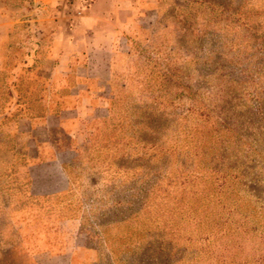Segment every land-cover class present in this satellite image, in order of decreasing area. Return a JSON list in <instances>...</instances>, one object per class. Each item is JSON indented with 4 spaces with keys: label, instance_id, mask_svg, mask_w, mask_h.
Returning a JSON list of instances; mask_svg holds the SVG:
<instances>
[{
    "label": "rangeland",
    "instance_id": "obj_1",
    "mask_svg": "<svg viewBox=\"0 0 264 264\" xmlns=\"http://www.w3.org/2000/svg\"><path fill=\"white\" fill-rule=\"evenodd\" d=\"M59 31L80 77L35 72ZM103 78L31 194L20 119ZM0 264H264V0H0Z\"/></svg>",
    "mask_w": 264,
    "mask_h": 264
},
{
    "label": "crops",
    "instance_id": "obj_2",
    "mask_svg": "<svg viewBox=\"0 0 264 264\" xmlns=\"http://www.w3.org/2000/svg\"><path fill=\"white\" fill-rule=\"evenodd\" d=\"M100 35L105 37L104 33ZM51 37L53 41L50 53L35 72L43 74V69H49L50 80L55 77L64 79L69 71L80 77V66L73 65V70L68 66L69 54L83 48L77 41H71V37L76 39L77 36L59 31L51 33ZM81 80L59 97L61 106L58 110L46 112L36 120L26 116L20 119L29 125L26 133L19 134L24 138L22 145L32 160L27 171L29 192L35 196H50L67 189V176L62 171L61 154L75 148L74 142L80 125L90 116L91 101L98 98L100 92L99 88L89 90ZM104 81L107 78L98 79L96 86L100 87Z\"/></svg>",
    "mask_w": 264,
    "mask_h": 264
},
{
    "label": "trees",
    "instance_id": "obj_3",
    "mask_svg": "<svg viewBox=\"0 0 264 264\" xmlns=\"http://www.w3.org/2000/svg\"><path fill=\"white\" fill-rule=\"evenodd\" d=\"M26 67V66H25ZM28 68H30V69H28ZM26 69H28V70H33L34 69V67L31 65H29V66H27L26 67ZM20 74V73H19ZM18 74V80H20L21 79V75H19ZM31 82V81H30ZM32 83H34V81L32 82ZM32 83H30V85H29V88L27 87V85H25V86H21V84L19 85L18 83L16 84V83H14L13 84V87H14V89H12V91L14 90L15 92H16V94L14 95V97H15V99H16V101L17 102H20V100H21V97H26L25 99L27 100V102H31V101H33V99H31L32 97V95H33V91L37 88V86H38V84H36L35 85V89L33 90L32 89ZM102 87V85H100V87H98L99 88V90H100V92H99V96H100V94L103 92V90H102V92H101V88ZM29 89V90H28ZM105 89V88H104ZM22 101V100H21Z\"/></svg>",
    "mask_w": 264,
    "mask_h": 264
}]
</instances>
